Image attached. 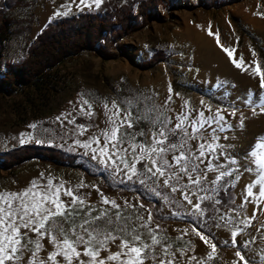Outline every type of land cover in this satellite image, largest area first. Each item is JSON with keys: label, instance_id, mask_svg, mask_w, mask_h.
Masks as SVG:
<instances>
[{"label": "rangeland", "instance_id": "rangeland-1", "mask_svg": "<svg viewBox=\"0 0 264 264\" xmlns=\"http://www.w3.org/2000/svg\"><path fill=\"white\" fill-rule=\"evenodd\" d=\"M5 1L10 5L8 11L15 15V23L12 36L0 45L2 62L16 61L24 57L31 43L49 20L97 8L94 6L78 8L73 3L69 9L71 0ZM223 1L224 4L219 9L207 8L197 0H180L171 8L159 6L153 13V19L131 35L123 37L117 42L116 47H110L112 37L110 32L111 37L108 38V42L106 41L107 48L109 52L117 51V55L105 58L97 52L88 51L68 59L61 65V73L67 81V86L49 103L48 106L55 108L48 112L37 115H31L29 112L25 114L29 117L22 118L19 106H26L27 103L21 101L23 98L21 92L0 95V150L20 145V134L30 133L32 138L26 139L25 143L56 145L69 152L79 153L88 166V169H83L73 165H55L40 159H32L15 170H2L0 190L22 189L30 180L44 173L45 177L62 179L68 185L85 184L80 192L100 207L96 191L89 187L98 185L106 196L120 204L125 200L132 203L139 201L150 208L153 213V225L159 224L163 235L175 238L179 235V230L188 228L189 235L185 239L192 241L195 246L194 254L198 258L204 256L208 250L191 234V219H181L172 215L174 212L184 211L172 202L179 197L178 193L170 194L167 189L158 187L152 180H147L146 184L142 185L134 182V178L133 181L120 184L119 178L111 174V169H105L97 161L92 160L90 155L85 154L83 148L74 144V141L86 140L97 131V126L104 127L101 123L104 119L102 113L104 102L111 104L115 101L121 109L130 110L133 127L122 131L134 134L142 132L143 135L137 137V142H150L152 133L160 127L159 121L179 112L185 100L189 102L190 108L200 110H205L200 103L204 101L205 105H210L213 110L225 109V115L233 108L236 109V116L228 119L230 127L218 133L221 137L219 143L226 148L225 156L231 154L244 162L245 152L260 134H264V112L258 106L253 111V106L243 103L250 94L249 90L252 99L256 100L257 94L260 93L258 80L241 72L229 62L227 55L217 46L215 36L208 35V29L211 25L212 32L219 34L222 45L235 48V57L238 60L243 56L245 62L252 61L254 57L251 50H254L255 59L263 70L264 58L260 56L251 35L257 37L264 47V0ZM239 27L244 28V31L241 32ZM156 50H163L166 59L153 67L142 65L141 62L150 58ZM169 85L173 89L172 102L166 104ZM184 85H192L194 89H185ZM207 94L218 96L227 103H218ZM83 99H87L93 105L94 115L87 116L77 110L79 101ZM68 113H71L68 119H74L75 124L68 123L67 120L58 121V117ZM241 117L243 126L239 123ZM31 124H36L37 127L30 128ZM81 124L89 128L82 136L78 134L76 127ZM179 135L177 133V136ZM37 140L40 142L37 143ZM175 140L176 137L169 136V142ZM191 143L195 145V141ZM245 166L255 168V165ZM240 171L242 178L234 187L238 204L241 194L239 188L243 179L250 180L257 176L256 172L245 173L243 168ZM212 175L209 174V179ZM152 188L160 192V195L157 196L151 191ZM88 193L91 195L87 196ZM165 195H168V200H164ZM193 200L195 202V197ZM260 206L264 207V204ZM252 208L253 204H247L244 214L250 215ZM131 211L127 209L125 214ZM140 211L143 212L142 209ZM96 223L100 227L104 226V221ZM217 223L223 224L218 220L216 223L206 222L204 225L218 244L217 257L208 264H231L236 259L234 253L237 249L230 244L226 246L223 242L230 239L229 227L234 225L216 227ZM261 224H264V211L258 212L250 229L246 228L236 238L237 242L255 238L256 243L252 244L250 249H242L254 258L255 264H264L260 259L264 250L262 238L264 231H257ZM64 227L67 228L68 225L65 224ZM42 243L45 250H48L47 239ZM110 247L112 251L117 250L112 245ZM176 247H179V243L174 245L173 250ZM156 250L159 252V247ZM41 255H44V251ZM178 264H187V257L178 256Z\"/></svg>", "mask_w": 264, "mask_h": 264}, {"label": "snow or ice", "instance_id": "snow-or-ice-1", "mask_svg": "<svg viewBox=\"0 0 264 264\" xmlns=\"http://www.w3.org/2000/svg\"><path fill=\"white\" fill-rule=\"evenodd\" d=\"M73 3L78 8H98L102 0H71L69 9ZM208 35L215 36L217 46L235 68L258 80L260 93L256 100L252 99L249 90L250 94L243 103L253 106V111L258 106L264 112V70L255 59V51L251 50L252 61L245 62L243 56L238 60L235 48L222 45L219 34L212 32L211 25ZM172 95L173 89L169 85L166 104L172 102ZM200 103L205 110L192 109L185 100L179 112L159 121L160 127L152 133L150 142H137L142 132L122 131L133 127L131 111L121 109L115 101L111 104L104 102V119L101 121L104 127L97 126V131L88 139H77L74 144L105 169H111L120 184L134 178V182L142 185L152 180L168 193H178L179 197L172 202L184 211L172 215L191 219V234L208 250L204 256L198 258L192 241L185 239L189 235L188 228L179 230L175 238L163 235L160 225H153L152 210L142 202L125 200L120 204L106 196L98 185H90L101 205L97 207L96 202L80 192L85 184L72 186L62 179L40 173L22 189L0 190V264H178V256L187 257V264H193V261L208 264L218 252L213 234L204 228V217L209 211L212 215L207 217L208 220L223 222L217 223L216 227L234 225L229 227L230 239L223 242L237 249L234 253L236 259L231 264H255L254 258L242 251L250 249L256 243L255 238L241 242L236 238L251 227L258 212L264 211L260 206L264 204V134L250 145L244 162L231 154L225 156L226 148L219 143L221 137L218 133L230 127L228 119L236 116V109L225 115V109L213 110L204 101ZM77 110L87 116L94 115L93 105L87 99L79 101ZM70 115L57 119L75 124L74 119H68ZM239 123L243 126V117ZM36 127V124L30 125L32 129ZM76 127L81 136L89 131L83 124ZM169 136L176 137L175 142H169ZM31 138L30 133H21L20 143ZM192 141H195L194 146ZM245 165H255V168ZM241 168L245 173L256 172L257 176L243 185L240 203L236 204L235 195H231L227 203L217 199L222 188L235 187L233 181L242 178ZM210 173L213 174L211 179ZM151 191L160 195L155 188ZM164 200H168V195ZM206 201L209 203L204 206ZM247 204H253L250 215L244 214ZM127 209H131V213L125 214ZM97 221H104V226H98ZM257 231H264V224ZM45 239L48 250L42 243ZM176 243L179 247L173 250ZM110 245L117 250L112 251ZM102 252L106 254L102 255ZM260 259L264 261V250Z\"/></svg>", "mask_w": 264, "mask_h": 264}, {"label": "trees", "instance_id": "trees-1", "mask_svg": "<svg viewBox=\"0 0 264 264\" xmlns=\"http://www.w3.org/2000/svg\"><path fill=\"white\" fill-rule=\"evenodd\" d=\"M179 1L102 0L101 6L96 9L49 20L31 43L24 57L16 61L6 60L5 62L0 59V95H14L21 92L23 95L21 101L27 104L19 106V110L22 111L20 116L25 119L29 117L25 116L29 112L31 115H37L54 109L55 106H48L49 103L67 86V81L61 73V65L75 55L88 51L97 52L105 58L117 55V51H108L109 37L112 36L110 47H116L117 42L123 37L131 35L153 19V13L157 7L171 8ZM197 1L207 8L219 9L224 4L223 0ZM9 6L5 0L0 1V45L9 39L13 32L15 15L10 10L8 11ZM239 28L241 32L244 31V28ZM251 38L260 56L264 58V47L259 39L253 35ZM165 59L164 51L156 50L141 64L153 67ZM262 67L264 70V65ZM184 88L194 89L192 85H184ZM207 95L218 103H227L218 96ZM32 159H40L55 165L66 164L88 169L86 161L79 153L69 152L56 145L23 143L0 150V175L2 170H15ZM236 182L233 181L235 185ZM231 195H235V192L234 187L229 185L222 188L216 198L227 203ZM208 203L206 201L204 206ZM236 204L238 205V202ZM209 215H212L211 211L204 217L206 222L216 223L218 221V219L208 220Z\"/></svg>", "mask_w": 264, "mask_h": 264}, {"label": "bare ground", "instance_id": "bare-ground-1", "mask_svg": "<svg viewBox=\"0 0 264 264\" xmlns=\"http://www.w3.org/2000/svg\"><path fill=\"white\" fill-rule=\"evenodd\" d=\"M244 8V7H243ZM247 181H249V179H243V182H242V184H241V186H240V188H239V191H242V187H243V185L247 182Z\"/></svg>", "mask_w": 264, "mask_h": 264}, {"label": "crops", "instance_id": "crops-1", "mask_svg": "<svg viewBox=\"0 0 264 264\" xmlns=\"http://www.w3.org/2000/svg\"><path fill=\"white\" fill-rule=\"evenodd\" d=\"M247 77H248V80H249V76L247 75Z\"/></svg>", "mask_w": 264, "mask_h": 264}]
</instances>
